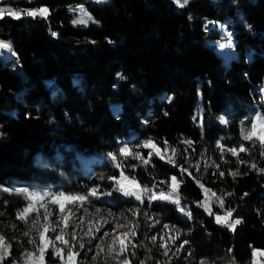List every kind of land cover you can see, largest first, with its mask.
Returning <instances> with one entry per match:
<instances>
[{
    "label": "trees",
    "instance_id": "1",
    "mask_svg": "<svg viewBox=\"0 0 264 264\" xmlns=\"http://www.w3.org/2000/svg\"><path fill=\"white\" fill-rule=\"evenodd\" d=\"M0 3L21 11L19 18L0 17V37L14 53L0 50V217L25 222L17 219L29 201L20 190L82 195L96 188L99 199L85 205L133 220L136 234L119 253L129 264H253L252 249L264 252V146L244 140L241 130L251 128L256 113L264 116V0H189L184 7L174 0ZM40 5L46 16L26 15ZM237 10L225 49L208 44L204 37L218 36L219 21ZM149 139L164 159L153 155L144 164L120 155L127 145L148 158L155 150L136 146ZM218 140L247 151L221 158ZM121 172L141 192L171 193L184 211L166 199L149 206L151 193L141 203L114 191L108 177ZM173 175L183 182L173 184ZM233 220L241 222L229 228ZM52 250L45 248L44 264H68ZM19 253L12 242L0 264ZM257 256L255 264H264Z\"/></svg>",
    "mask_w": 264,
    "mask_h": 264
},
{
    "label": "rangeland",
    "instance_id": "2",
    "mask_svg": "<svg viewBox=\"0 0 264 264\" xmlns=\"http://www.w3.org/2000/svg\"><path fill=\"white\" fill-rule=\"evenodd\" d=\"M0 8H12L13 11H20L14 9L9 4L4 3H0ZM37 8L47 7L45 5H40L34 6L29 10ZM90 10L94 12L95 9L91 7ZM238 14L239 10H237L235 16L219 21L218 26L220 28V34L218 36H213L212 38L204 37L205 41L208 44L219 48L220 50H224L229 41L228 37L226 38L228 29L233 24L235 17ZM0 42L7 43L11 46L10 40L7 38L0 37ZM0 50H2L1 53L3 55L13 54L11 47L10 50L5 48H0ZM260 86L264 92L263 82L260 83ZM51 109L52 111L56 110L55 108ZM257 114L258 113H256L255 116ZM123 176L127 177L128 179H123L120 174L116 177L117 180L120 181V184H116L115 181V187H121L128 191L141 192L140 185L134 178L124 174ZM43 191L48 190H36L29 188L27 192ZM166 200L170 202L174 199L168 198ZM29 203L30 201H28V205ZM31 203H33L34 210L30 209L29 216L27 218L29 223L23 222L19 225H16L12 220L0 217V235L5 237L6 244L11 246L12 242L16 243V246H18L20 250L18 257L12 261V264H44L45 259L43 257V253H41L38 249L39 247H43L45 249L47 246H51L53 252H55V248L61 249L59 257L68 264H121V262L125 261L127 264H129V261L126 258L119 255V249L121 243H123L125 247L127 239L131 234V230H134L133 220L123 221V219L120 218L121 213L113 212L111 209L106 207H99L97 205L88 206L84 203L81 204L80 202H68L61 199L60 203L57 204H52L50 200L47 202L31 201ZM42 203L44 204L43 207L40 206ZM170 203L172 207L177 208V204L172 202ZM61 204H63V211H61ZM97 208L101 209L99 214L96 213ZM46 211L53 212V215L49 216L47 221L44 220ZM109 212L112 213L111 216L108 215ZM37 216L39 217V223L35 229H32L30 236H25L24 232L29 230L32 220L36 219ZM100 216H103L105 219H107L109 223L103 224V221L100 220ZM65 217H67L66 220L64 219ZM80 218L83 219L81 220ZM116 221H118V223L123 226H117ZM89 222H91V224ZM100 224H103V227H100ZM89 227H91L92 231L89 235H85V233L88 232ZM98 227H100V231H96ZM52 228H55L56 231H50ZM61 229H63V240L68 241L67 247H70L74 253V256L71 260L68 257L66 246L60 240L56 239V236L61 235ZM40 232L44 233L43 243L40 239ZM104 232H109L110 235L104 236ZM125 233L128 235L125 236ZM93 234L97 237H102V239H93L91 240V243H89L90 237ZM73 236H75V239H73ZM30 239L35 240V243H29ZM114 239V250L112 253H109L107 245L112 243ZM50 241L54 242V247L52 243H49ZM81 243L84 244V248L80 247ZM97 244L102 246L103 251L96 248ZM98 252L99 255H97ZM26 253H33V256L26 257ZM7 255H3V259L6 258ZM93 256H96L97 258L93 260Z\"/></svg>",
    "mask_w": 264,
    "mask_h": 264
},
{
    "label": "snow or ice",
    "instance_id": "3",
    "mask_svg": "<svg viewBox=\"0 0 264 264\" xmlns=\"http://www.w3.org/2000/svg\"><path fill=\"white\" fill-rule=\"evenodd\" d=\"M174 2L177 3L178 6L184 7L186 4H188L189 0H174ZM78 10L83 12L84 11L83 6H79ZM47 12H48L47 8H37V9L26 11V15L33 16V17H35L37 15L46 16ZM5 13H8L9 15H11V16H13L15 18H19L20 14H21L20 11H13L12 8H0V17H2ZM89 19H91V18L89 17ZM74 23H84V21L83 20L74 21ZM53 35H56V34L53 33ZM10 47L11 46L9 44L4 43V42H0V48H5V49H9L10 50ZM221 122L225 123V121L223 120L222 117H221ZM241 134H242V137H243L244 140H253V142L259 141L261 143V145L264 146V116H261L260 114H257L253 118V120L251 122V128L250 129H247V128L242 129L241 130ZM185 142L188 143V144H191V141H185ZM216 143H217V149L221 150V158H223V152L224 151L230 152L233 156H237L238 152H246L247 151V149L244 147L243 144L239 145L238 148H224L223 145H221V142L219 140ZM165 144L167 145V141H165ZM136 147H138V148H152L155 151L154 152L150 151L148 153V158H144L143 156H141L140 152L135 151L134 149H131L127 145H125V146H123V147H121L119 149V153H120V155L125 156V157L131 155L133 159L142 160L144 164L150 163L151 162V158H152L153 155L159 156L160 159H164L165 158L164 157V153L161 152L157 148V146L155 145V143L151 139L143 141L140 145H137ZM172 152L175 154V149H172ZM109 155H110L112 161L115 163V166L117 168H119L121 162H117V158H116L115 155H113V154H109ZM261 155H264V150H262ZM166 162L172 164L174 167L176 166L174 159H172L171 157H169L166 160ZM133 167H136V165H133ZM252 168L255 169V165L254 164L252 165ZM259 171L264 172V170H259ZM180 172L181 173H186V172H188V170L186 168H182L181 167L180 168ZM230 174L233 177H235L237 175L236 172H232ZM189 175H191V173H189ZM223 175H224V173L221 172L220 176L223 177ZM121 177H123V179H125V180L128 179L127 177L123 176V172H121ZM103 178L104 177H101V179H103ZM108 179L109 180H115L116 184H120V181L117 180L116 177H108ZM170 179L172 180L173 184H178V183H182L183 182V177H181V179L178 180L177 176H175V175L171 176ZM160 183L166 184L167 181H161ZM196 183L199 185V181L198 180L196 181ZM200 186L203 187V185H200ZM154 187H155V185H154ZM113 190L114 191H121L122 194L125 195V196H134L135 199L140 201L141 203H143V200L141 198L142 194L144 196H148L149 193H151V196L149 197V206H151V200L152 199L165 200V199H168L169 196L171 195V193L166 195L163 192V190H161L160 194L157 195L156 193H152L151 189H147L146 187L144 189H142V192L128 191V190H125V189H123L121 187H115V186H114ZM4 191H8V190L4 189ZM18 194L25 195L26 198L30 201L28 207H25L22 212H18L17 213V219L24 220L25 222H27V218L29 216L30 209L34 210L33 209V203H31V201H45V202H47L48 200H50L52 202V204H57V203H60V201L62 199V200H66L68 202H80L82 204L84 202L90 203L91 200H89V197H91L93 199H99V196L97 195V189L96 188H93V189L89 190L87 193L82 194V195L81 194H65L63 192L53 193V192H49V191L27 192V190H20V192ZM111 194H112L111 192L102 193V195H111ZM227 195L231 196L233 194L232 193H227ZM247 195H248L247 193H244V196H247ZM241 198H243V197H241ZM216 199H217V201L220 202L219 206L223 209L224 208L223 198L222 197H216ZM170 202L177 204V207H178V209L180 211H184L183 208L179 205L178 199L171 200ZM196 203H197L198 207H205V202H203V201H197ZM40 206L43 207L44 204L42 203ZM61 211H63V204H61ZM129 211H132L133 214H135V212H138L139 209H134V210H129ZM205 211L208 212L209 215H215L217 223H221L222 222V217L220 215H216L215 213H213L211 211L210 207H205ZM233 211H234V209H228L225 212V217H231ZM100 212H101V209L97 208L96 209V213L99 214ZM184 214L187 215L189 217V219H191V213L190 212H184ZM52 215H53L52 211H46V213L44 215V220L47 221L49 216H52ZM108 215L111 216L112 213L109 212ZM145 217L147 218V213H145ZM120 218L123 219L124 221H128V219H129L127 216H124L123 213L121 214ZM64 219L66 220L67 217H65ZM80 219L82 220L83 218H80ZM100 220L103 221V224L109 223V221L107 219H105L103 216H100ZM240 222L241 221H239V220H233L230 223H228L227 226L229 228H233L235 224H239ZM38 223H39V217L37 216L36 219L32 220L31 227L29 228L28 231L24 232V235L25 236H30L32 229H35ZM89 223L91 224V222H89ZM116 223H117V226H121V227L123 226V225H120L118 223V221H116ZM156 223H159V221H156ZM103 224H100V227H103ZM138 226L139 225H136V227H138ZM100 227H98L96 229V231H100ZM164 227L168 228L169 226L168 225H164ZM50 231L55 232L56 229L52 228V229H50ZM91 231H92L91 227H89V230H88V232L85 233V235H89L91 233ZM135 234H136L135 231L131 230V235L135 236ZM39 235H40L41 242L43 243V241H44V233L40 232ZM103 235L104 236H109L110 233L109 232H104ZM127 235L128 234L125 233V236H127ZM56 239L60 240L66 246L68 257L71 260L72 257L74 256V253H73V251H72V249L70 247H67L68 246V241L63 240V229H61V235L56 236ZM73 239H75V236H73ZM93 239H102V237H97V236H95L93 234L90 237L89 243H91V240H93ZM156 239H157L156 236H152L151 237V240L153 242H155ZM29 243H35V240L30 239ZM49 243H52L53 247H54V242L50 241ZM114 243H115V239L113 240L112 243H109L107 245L109 253L113 252ZM185 243H187V242H185ZM159 246L165 248V253L164 254L167 255V247H166V245L161 243ZM10 247H11L10 245L5 243V237L0 235V259L3 258V255H7L8 254V250H9ZM80 247L84 248V244L81 243ZM96 248L100 249L101 251H103V248H102V246L100 244H97ZM38 250L41 253H43L45 249L43 247H39ZM123 251H124V245H123V243H121L119 252L122 253ZM60 253H61V249L55 248V254L59 256ZM25 255H26V257H31V256H33V253H26ZM97 255H99V252L97 253ZM257 255H264V252H259V250L252 249L253 264H255V260H256ZM96 258H97L96 256L92 257L93 260H95ZM121 264H127V262L126 261L125 262H121ZM141 264H145V262L141 261ZM201 264H206V262L205 261H201ZM233 264H234V262H233Z\"/></svg>",
    "mask_w": 264,
    "mask_h": 264
},
{
    "label": "crops",
    "instance_id": "4",
    "mask_svg": "<svg viewBox=\"0 0 264 264\" xmlns=\"http://www.w3.org/2000/svg\"><path fill=\"white\" fill-rule=\"evenodd\" d=\"M14 9L19 10L18 8H14Z\"/></svg>",
    "mask_w": 264,
    "mask_h": 264
}]
</instances>
